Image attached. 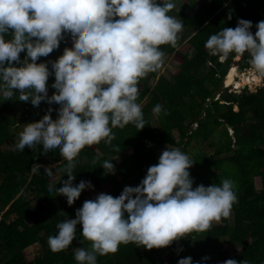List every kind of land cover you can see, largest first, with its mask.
<instances>
[{"label": "clouds", "instance_id": "clouds-1", "mask_svg": "<svg viewBox=\"0 0 264 264\" xmlns=\"http://www.w3.org/2000/svg\"><path fill=\"white\" fill-rule=\"evenodd\" d=\"M178 3L0 0V98L9 100L18 91L19 100L49 109L42 121L23 125L15 148L59 153L63 161L56 171L67 179L59 187L49 184L48 191L66 197L70 206L85 189L94 188L90 180L74 183L73 170L82 150L101 141L111 145L114 128L145 127L139 81L161 68L162 45L175 46L184 27L183 20L171 14ZM252 28V21L241 18L235 27L224 26L210 34L205 41L209 55L223 61L230 54L238 58L246 53L250 70L264 76V20L255 24V33ZM69 39L71 50L66 49L57 62L40 59L58 53ZM51 80L56 95L49 98ZM161 111L157 104L154 112ZM97 159L93 157L92 163ZM114 161H101L106 174L115 172ZM193 163L179 147L167 145L137 185L124 186L117 196L100 192L84 200L74 217L58 221L56 233L48 237L50 250L72 246L78 226L90 241L87 248L72 247L78 264H97V255L115 253L129 242L159 249L182 238L195 241L196 234L230 215L237 195L231 178L194 187L189 171ZM46 175L51 177L52 172ZM208 260L184 256L177 264H207ZM218 264L249 261L228 258Z\"/></svg>", "mask_w": 264, "mask_h": 264}, {"label": "trees", "instance_id": "trees-1", "mask_svg": "<svg viewBox=\"0 0 264 264\" xmlns=\"http://www.w3.org/2000/svg\"><path fill=\"white\" fill-rule=\"evenodd\" d=\"M191 7L195 10L189 11ZM171 14L181 18L184 27L175 46L162 45L161 49L164 56L171 54L178 61L176 68L170 76L158 69L139 81L138 102L146 99L142 105L147 121L143 129L132 124L114 128L111 145L101 141L82 150L73 170L74 183L90 180L94 188L85 189L71 206L63 195L48 191L49 184L59 187L62 179H67L63 172L56 171L63 161L58 152L5 147L14 141L11 130L16 120L11 115L17 106L26 109L24 118L36 122L42 121L49 109L19 100L18 91L9 100L0 98V264H78L72 247L87 248L90 241L82 237L78 226L73 245L53 252L48 237L56 233L57 222L74 217L75 210L93 191L117 196L124 186L137 185L148 166L158 162L154 148L161 144L179 147L194 161L189 169L194 187L219 183L224 178L233 180L237 200L230 215L196 234L195 241L182 238L159 249L129 242L121 244L115 253L97 255V264H177L184 256L194 261L209 257L207 264L228 258L264 264V85L254 91L244 85L239 92L231 86L222 87L234 56L230 54L221 61L210 56L205 47L210 34L224 26L235 27L241 18L252 21L251 30L256 31L255 24L264 20V0H210L207 4L181 0ZM65 49L71 50L70 39L58 53L40 59L55 63ZM248 59L245 53L237 60L238 72L249 66ZM236 75L235 69L234 77L239 80ZM151 79H155L153 84ZM54 83L49 82V98L56 95L51 87ZM157 104L162 106L159 114L154 112ZM191 143L194 149L188 150ZM127 150L130 153L123 155ZM96 156L99 159L93 164ZM104 159L115 160L113 174L105 173L101 166ZM46 172H52V176ZM257 177L261 179L260 190L256 188ZM36 244L42 246L43 253L28 260L25 250Z\"/></svg>", "mask_w": 264, "mask_h": 264}, {"label": "rangeland", "instance_id": "rangeland-1", "mask_svg": "<svg viewBox=\"0 0 264 264\" xmlns=\"http://www.w3.org/2000/svg\"><path fill=\"white\" fill-rule=\"evenodd\" d=\"M202 1L205 4H207L210 0H202ZM180 4H181V0H179V3H178L177 7H179ZM194 10H195V7L189 8V11H194ZM251 31L253 32V30H251ZM253 33H255V31ZM177 47H180V43H177ZM65 50H63V53H64ZM240 58H241V56L238 57V58H234L233 57V59H232V61L230 63L229 71L234 73L235 69L238 70L237 69V60H239ZM177 62L178 61L175 60L171 56V54L170 55H165L164 58H163V64H162L161 68L159 69V73H162L165 76H170L171 72L176 68V66L178 64ZM253 75H255L256 77L258 76L259 79H257V80L253 79ZM225 76H224V78H225ZM236 78H238L239 80H236L234 78V81L231 82L232 85H233V87L231 86V88L235 87V91H238V92L244 85H246L249 88L250 91H254V90H256L257 87H261V86L264 85V76L256 75L254 72H252L250 70V66L245 67L241 72L237 71ZM155 79H151L150 83L153 84ZM227 85H229V84L224 83V80H223L222 87L227 86ZM145 103H146V99H143L140 102L141 106L143 104H145ZM26 115H27L26 109L22 105L17 106L15 113H13L11 115L16 120V124L14 125V127H12V130H11L12 133H13V136H14V141L12 143H9L8 145H6L5 146L6 148H11V149L17 151V149L15 148V144L17 143V141L19 139V135H18L19 132L22 130L23 125L25 123L33 121L32 119L24 118ZM154 121L156 122L155 116H154ZM174 136H175V138L177 136L175 132H174ZM167 145L168 144H161V146H158V147L154 148V153H155L157 159L159 158V155H160L161 151ZM199 145L201 146L203 144H199ZM25 147H27V146H25ZM206 148L208 150H210L208 147H206ZM187 149L188 150L194 149V145L191 143L188 146ZM129 153H130L129 150L122 152L123 155L129 154ZM256 188H257V190H260L262 188L261 179L259 177L256 178ZM97 194L98 193L96 191H93L92 193L87 194L86 199H94ZM26 195H27V197H31L30 193H27ZM216 222L219 223V221H216ZM79 227L81 228V226H79ZM230 248L233 249L232 247H230ZM42 253H43V248H42V246L40 244L33 245L31 247H28L25 250V255H26L28 260H32V259H34V258H36L38 256H41ZM233 253L235 254V251H233Z\"/></svg>", "mask_w": 264, "mask_h": 264}, {"label": "bare ground", "instance_id": "bare-ground-1", "mask_svg": "<svg viewBox=\"0 0 264 264\" xmlns=\"http://www.w3.org/2000/svg\"><path fill=\"white\" fill-rule=\"evenodd\" d=\"M234 78H235L234 77V73H232L231 71H228V73L226 74V76H225V78L223 80H224V83L230 84L231 82L234 81ZM253 79L257 80V79H259V77L258 76L256 77L255 75H253Z\"/></svg>", "mask_w": 264, "mask_h": 264}]
</instances>
